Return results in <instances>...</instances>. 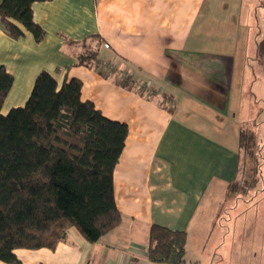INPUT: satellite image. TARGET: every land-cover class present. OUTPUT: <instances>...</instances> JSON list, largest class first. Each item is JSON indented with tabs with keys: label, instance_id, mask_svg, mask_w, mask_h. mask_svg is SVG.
<instances>
[{
	"label": "crops",
	"instance_id": "1",
	"mask_svg": "<svg viewBox=\"0 0 264 264\" xmlns=\"http://www.w3.org/2000/svg\"><path fill=\"white\" fill-rule=\"evenodd\" d=\"M33 15L42 41L0 24L13 75L2 112L45 70L81 79L82 99L129 134L114 171L121 222L96 242L71 226L54 249H16L18 264H166L148 257L154 223L186 232L185 264H264V0H49ZM86 45L98 64L78 63Z\"/></svg>",
	"mask_w": 264,
	"mask_h": 264
},
{
	"label": "trees",
	"instance_id": "2",
	"mask_svg": "<svg viewBox=\"0 0 264 264\" xmlns=\"http://www.w3.org/2000/svg\"><path fill=\"white\" fill-rule=\"evenodd\" d=\"M49 0H2L0 24L13 38L26 31L46 35L33 4ZM264 56V34L258 44ZM97 52L83 51L78 63L98 64ZM127 80L122 82L128 85ZM13 75L0 66V260L20 263L18 248L54 249L75 226L90 242L114 229L122 218L114 195V171L129 134L126 122L106 116L82 99L81 79L41 71L23 106L2 112ZM248 136L242 132V144ZM187 234L154 223L148 257L185 264Z\"/></svg>",
	"mask_w": 264,
	"mask_h": 264
},
{
	"label": "rangeland",
	"instance_id": "3",
	"mask_svg": "<svg viewBox=\"0 0 264 264\" xmlns=\"http://www.w3.org/2000/svg\"><path fill=\"white\" fill-rule=\"evenodd\" d=\"M88 50H93V48H92V47H88V46L86 45V47H85V51H88ZM168 101H169V99H168ZM165 102H166V101H165ZM245 158H246V160L248 161V167H247V168H244V173H243V175L245 176L246 179H248L249 170H250L251 168H253L252 164L254 163V160L257 159V158H259V157H257L256 154L254 153L253 155L251 154L250 156H249V155L245 156ZM255 168H256V167H255ZM242 178H243V177H242ZM242 180H244V179H242ZM242 182H243V181H242ZM242 184H243V183H242Z\"/></svg>",
	"mask_w": 264,
	"mask_h": 264
},
{
	"label": "built area",
	"instance_id": "4",
	"mask_svg": "<svg viewBox=\"0 0 264 264\" xmlns=\"http://www.w3.org/2000/svg\"><path fill=\"white\" fill-rule=\"evenodd\" d=\"M124 77L126 78V79H129V77H130V73H128V72H124ZM149 85V83H145V82H142V81H140V80H138L137 81V83H136V86H137V88H146V87H149L148 86Z\"/></svg>",
	"mask_w": 264,
	"mask_h": 264
}]
</instances>
